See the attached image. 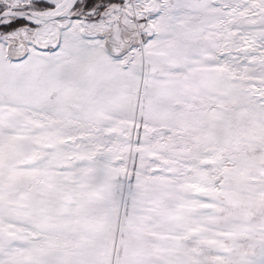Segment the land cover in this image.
<instances>
[{
	"label": "snow or ice",
	"instance_id": "1",
	"mask_svg": "<svg viewBox=\"0 0 264 264\" xmlns=\"http://www.w3.org/2000/svg\"><path fill=\"white\" fill-rule=\"evenodd\" d=\"M0 264H264V0H0Z\"/></svg>",
	"mask_w": 264,
	"mask_h": 264
}]
</instances>
